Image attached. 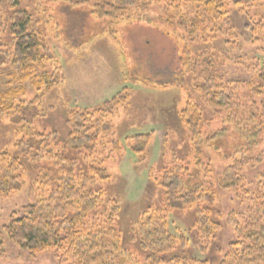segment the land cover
I'll list each match as a JSON object with an SVG mask.
<instances>
[{
  "label": "rangeland",
  "instance_id": "374dc122",
  "mask_svg": "<svg viewBox=\"0 0 264 264\" xmlns=\"http://www.w3.org/2000/svg\"><path fill=\"white\" fill-rule=\"evenodd\" d=\"M77 1L22 0L19 5L28 9L33 21L39 24L44 42L55 55L64 75L50 91H42L37 106L43 111L34 119L37 130L40 132L45 128L57 132L52 139H57L61 149L67 134L65 120L69 109L96 108L124 92V87L128 88L127 102L116 106L109 119V137L89 153L98 160V166L107 176L97 182L120 206L115 224L121 232L119 248L126 250L122 264L143 263L146 254L138 244L133 223L146 207L164 205L161 189L156 186L153 175L161 167L168 166L173 159L171 154L177 151L183 158L182 164L189 168L184 175L194 179L192 182L201 181L215 190L211 208L221 214L220 228L200 248L197 228L193 226L200 203H185L178 208L171 206L154 219H166L169 233L176 237L172 251L217 263L228 244L235 240L234 226L228 221L229 212L245 214L248 206H252L251 192L264 184V133L260 141L250 144L249 137L237 123L249 117L252 110L247 107L249 102L257 101L248 87L253 84L251 75L254 72L249 68L254 70L256 62L264 60V0H221L237 34L234 43H224V37L215 43L214 37L208 36L209 32L201 33L197 26L201 18L194 4L168 6L157 1L137 12L135 17L115 23L108 18L97 19L91 13L93 5L112 0H86L76 4ZM234 1H240L244 6L254 4L245 11L262 23L256 36L258 40L251 37L246 23L250 26L252 23L238 11ZM6 5L7 0H0V11L4 8L3 11L9 12ZM206 50H216L219 75L226 80L242 82L240 89L247 97L242 98L245 108H241V112L235 107V111L227 115L228 109H225L215 118V111L193 91L185 58L200 56ZM61 72L57 71L56 75ZM191 94L203 110L204 118L208 119L209 130H223L222 135L205 141L199 150L192 147L180 123V112ZM146 134L150 137H146L145 145L142 136ZM20 137L9 118L0 117V151L7 149L15 153L26 167L25 185L17 191L0 194V264H69L59 261L50 250L30 254L3 230L10 215H21L22 208L29 203L28 187L37 174L36 167L44 165L34 163L18 152L15 144ZM142 143L141 152H136L135 147L141 148ZM59 152L70 158L73 151L61 149ZM141 154H144V160H139ZM235 160L242 164L239 166L242 189L250 193L243 194L245 190L233 191L217 184L221 172ZM194 172L196 176H191ZM180 234L187 240L183 246L177 241Z\"/></svg>",
  "mask_w": 264,
  "mask_h": 264
},
{
  "label": "trees",
  "instance_id": "16d2710c",
  "mask_svg": "<svg viewBox=\"0 0 264 264\" xmlns=\"http://www.w3.org/2000/svg\"><path fill=\"white\" fill-rule=\"evenodd\" d=\"M21 1L7 0L9 12L3 11L4 8L0 11V117L9 118L14 130L21 134L15 144L18 152L27 155L34 163L42 162L44 165L36 167L37 174L28 187L29 203L22 208L21 215H10L3 230L30 254L50 250L59 261L69 264H122L126 250L119 248L121 232L115 224L120 206L97 182L107 176L104 175L105 170L98 166V160L89 153L97 144L107 140L111 133L108 122L113 109L126 103L130 92L124 87V92L96 108L69 109L65 120L67 134L61 149L73 152L69 154L70 158L61 154L57 139H52L57 132L45 128L39 132L34 119L39 118L43 111L37 106L42 91H50L64 75L55 55L44 42L39 24L33 21L28 9L19 7ZM157 1L168 6L194 4L201 18L197 23L201 33L209 32L208 36L214 37L215 43L221 37H224V43L236 42L237 34L221 0H112L93 5L91 13L97 19L108 18L116 23L135 17L139 14L137 12ZM84 2L86 0L75 3ZM233 4L248 17L252 26L246 23V28L251 37L258 40L256 36L262 23L245 11L254 4L244 6L240 1ZM210 48L215 49L216 46ZM186 60L193 91L215 111V118L221 115L222 110L228 109L227 115H231L235 107L239 112L245 108L242 98L247 95L240 89L242 82L226 80L216 72V50H206L200 56ZM256 63L254 70L249 68L254 75H251L253 84L248 87L257 101L249 102L247 107L252 108L249 117L237 122L244 129V135L249 137L250 144L260 141L264 133V60ZM57 71L61 74L56 75ZM207 120L195 97L189 95L180 112V123L196 150L205 141L223 134L222 129L209 130ZM142 137L145 144L150 136ZM143 143L141 148L135 147L136 152H141ZM171 155L170 164L158 169L160 174L153 175L156 186L161 189L164 205L146 207L133 223L138 244L146 254L142 264H264V184L256 192H251L253 197L249 201L252 206H248L245 214L229 212L228 221L234 226L235 240L228 244L217 263L172 251L176 237L169 233L166 219H154V216L161 215L171 206L200 203L193 226L197 228V244L201 248L220 228L221 214L211 208L213 187L201 181L192 182L194 179L184 175L189 168L182 164L183 158L178 151ZM139 160H144V154L139 156ZM235 161L219 175L217 184L221 188L242 189L243 177L239 174L242 164ZM193 174L191 176H196V172ZM25 175L23 159L7 149L1 150L0 194L21 189L25 185ZM244 190L243 194L250 193L244 188L242 192ZM177 241L182 246L187 242L182 234ZM167 253L169 255H165Z\"/></svg>",
  "mask_w": 264,
  "mask_h": 264
}]
</instances>
